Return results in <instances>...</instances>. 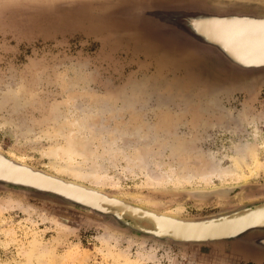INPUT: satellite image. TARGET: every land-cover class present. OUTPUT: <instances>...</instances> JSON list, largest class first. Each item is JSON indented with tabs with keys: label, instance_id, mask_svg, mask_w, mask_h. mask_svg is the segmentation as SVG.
Wrapping results in <instances>:
<instances>
[{
	"label": "rangeland",
	"instance_id": "1",
	"mask_svg": "<svg viewBox=\"0 0 264 264\" xmlns=\"http://www.w3.org/2000/svg\"><path fill=\"white\" fill-rule=\"evenodd\" d=\"M123 1L0 0V153L174 217L206 216L263 199L264 79L229 86L234 90L208 108L211 99L203 98L202 87L170 72L167 55H151L90 22ZM206 1L264 11V0ZM69 139L83 149L72 164L91 172L90 178L53 169L49 152ZM241 157V176L228 174ZM196 173L229 193L197 198L194 188L206 180L183 178ZM241 184L250 186L230 201ZM163 190L187 194L165 196ZM93 219L99 217L53 200L0 191V264H264L223 247L158 244Z\"/></svg>",
	"mask_w": 264,
	"mask_h": 264
},
{
	"label": "bare ground",
	"instance_id": "2",
	"mask_svg": "<svg viewBox=\"0 0 264 264\" xmlns=\"http://www.w3.org/2000/svg\"><path fill=\"white\" fill-rule=\"evenodd\" d=\"M212 10L197 7H184L170 10L159 8L150 11L151 15L149 12V18L144 22L148 25L151 23L166 32L167 35L176 38H178V35H181L182 39H178L185 42H191L200 47H209L210 49L208 50L215 52L220 58H224L223 56H225L226 58L224 60L235 70H242L243 68L245 71H263L264 15H258V12H256V15L247 12L238 13L235 11L221 10L220 12H215ZM175 33L178 35H175ZM82 150L81 145L76 140L69 139L65 147H58L56 150L49 152V156L54 158L53 169H56L59 173L71 175L77 180L80 178L84 180L90 178L91 172H85L72 164L76 158L82 157ZM243 157L236 160L237 167H235V171L232 170L228 174L232 173L241 176L240 171H243L241 164L244 162ZM60 160H64L66 163L62 166L58 162ZM19 163L10 160L0 153V184L50 193L63 197L64 199L75 201L84 206L98 208L104 212H113L118 219H121V222L129 223L146 230L151 228L160 237L172 236L171 238L177 240L188 241L204 240L221 237L226 231H230L240 225L246 224V227L248 225H264V205L256 209L257 211L254 210L253 213L245 210L231 221H184L185 219L182 220L179 216L174 217L167 215L164 211L166 214H163L162 211V213H159L142 208L143 206L139 207V205L137 206L114 197V195L112 196L113 193L107 195L98 189L88 188ZM261 166L263 164L259 163V160L255 161V167H258L257 169ZM194 177H201L206 180L205 187L194 188L195 196L201 200H208L209 196L214 193L219 195L229 193L226 187L217 189L218 187L216 186V190L209 183L206 175L202 173L183 175V178L189 183L192 182ZM242 177H247V175L243 173ZM95 180L99 181L100 178L97 177ZM154 184L156 183L154 182ZM257 219H260V221L254 223ZM257 243L260 246H264V239L259 240Z\"/></svg>",
	"mask_w": 264,
	"mask_h": 264
},
{
	"label": "water",
	"instance_id": "3",
	"mask_svg": "<svg viewBox=\"0 0 264 264\" xmlns=\"http://www.w3.org/2000/svg\"><path fill=\"white\" fill-rule=\"evenodd\" d=\"M184 7H202L211 10L239 11L247 13L258 12L264 15V11L249 5H215L206 0H127L108 8L98 16H91L93 18H90V22L93 23L94 27H99L102 30L117 32L124 38V40L134 44L140 50H148L151 55H155L154 53L156 52H161L167 55L170 58L168 61L170 63L167 65V67L170 68V72L172 70V72L175 71L186 74L189 78L188 83L190 87H202L201 89L204 94L203 98L211 99L208 103V108H215L216 106H212V103L218 105L217 99L220 96L228 95L227 92H229V90H234L233 87L229 86L236 87L238 84H248L264 79V70L245 71L243 68L242 70H235L224 60V58H226L225 56L221 55L224 58H220L215 52H210L208 50L210 49L209 47H200L191 42H185L181 40V35H178L177 33H175V35H178V38L181 39L167 35L166 32L155 27L151 23L148 25L144 22L149 18L148 13L156 8L170 10ZM133 10L136 12L131 13ZM144 23L147 25L146 28L141 25ZM246 185L249 184L237 185V189L230 196V201L234 199L237 200V198L239 199L240 193L243 190L242 187H245ZM0 191L14 192L28 197L53 200L68 207L75 208L78 211L98 216L99 220H92L97 225L104 226L110 230L123 234L140 237L158 244L169 246L175 245L193 249L223 247L237 258L252 259V261L255 262L264 261V246H260L257 243L259 240L264 239V225H248L247 227L245 226L246 224L240 225L230 231H226L223 233V236L218 238L191 241L177 240L171 238L172 236L160 237L151 228L146 230L129 223H123L121 222V219H118L116 215L113 214V212H104L98 208L84 206L80 203L64 199L63 197L54 194L32 191L10 185H0ZM164 192L177 193L176 195L173 194L174 197H185L187 194L184 193L185 191L177 190L161 191V194L165 196L169 195ZM192 202L195 203V201ZM263 205L264 198L254 202L241 203L235 208L223 210L218 213L199 217H184L182 220L185 219L184 221L192 222H218L219 220V222L231 221L234 220L236 216L242 214L243 211L247 210L248 212L253 213L254 210L257 211L256 209ZM188 218L191 220H187ZM259 221L260 219H257L254 223Z\"/></svg>",
	"mask_w": 264,
	"mask_h": 264
}]
</instances>
